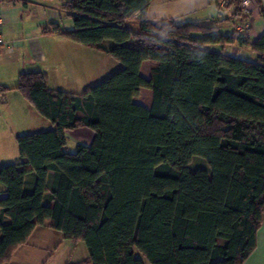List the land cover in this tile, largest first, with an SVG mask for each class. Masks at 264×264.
I'll return each mask as SVG.
<instances>
[{
  "label": "trees",
  "instance_id": "obj_1",
  "mask_svg": "<svg viewBox=\"0 0 264 264\" xmlns=\"http://www.w3.org/2000/svg\"><path fill=\"white\" fill-rule=\"evenodd\" d=\"M151 1L64 0L74 30L43 29L121 67L83 94L50 88L42 70L20 75L16 89L55 128L17 136L26 161L0 166V264L44 224L86 245L88 258L68 264H243L255 251L264 33L252 41L250 27L238 30L236 20L251 15L242 0L218 5L236 19L226 35L213 23L151 18ZM235 43L256 59L227 53ZM80 128L92 140L70 152L67 133ZM194 156L207 168L191 170Z\"/></svg>",
  "mask_w": 264,
  "mask_h": 264
},
{
  "label": "crops",
  "instance_id": "obj_2",
  "mask_svg": "<svg viewBox=\"0 0 264 264\" xmlns=\"http://www.w3.org/2000/svg\"><path fill=\"white\" fill-rule=\"evenodd\" d=\"M221 1L152 0L148 14L156 19L217 24L216 32L226 35L235 29V17L229 19L232 8L222 6L221 9L219 7ZM250 1L249 18L244 21L235 20L237 25L242 23L249 25V37L255 41L264 33V16L261 13L264 0ZM63 2L64 0H2L0 3L5 39L15 44L13 53L0 52V85L11 88L0 94V118L2 119H0V166L26 161L20 155L17 141V136L22 134L14 128L27 127L31 130L37 129L42 124L40 121L42 116L16 89L23 72L42 70L47 74L50 88L75 94L87 91L101 82L104 75H109L107 67L114 60L110 55L72 41L58 33L47 34L43 31L44 28L56 22L60 23L65 31L74 30L72 18L66 17L63 12ZM209 47L216 51L222 49L219 45ZM225 51L235 57L256 59V55L248 46L238 43L227 45ZM17 113L22 114V117H17ZM2 128H7L10 132L4 133ZM54 128L55 126L51 124L50 129ZM71 132L73 131L67 133L68 138ZM85 132L90 134L89 131ZM91 140H80L76 145L80 143L88 145ZM68 151L74 152V150ZM27 178L31 181L33 174H29ZM52 182L53 173H50L48 189L51 188ZM0 195L6 196L3 186L0 187ZM48 197L49 191L45 195V202ZM88 255L83 242L66 239L62 231L44 224L37 226L28 242L16 249L8 264H68L83 261L88 258ZM243 264H264V215L262 226L258 231L257 247Z\"/></svg>",
  "mask_w": 264,
  "mask_h": 264
},
{
  "label": "rangeland",
  "instance_id": "obj_3",
  "mask_svg": "<svg viewBox=\"0 0 264 264\" xmlns=\"http://www.w3.org/2000/svg\"><path fill=\"white\" fill-rule=\"evenodd\" d=\"M134 23L136 22H132V26H134ZM114 59V58H113ZM121 67V63L116 61L115 59L112 61V63L107 67L108 71L109 72L108 74L111 75L112 73L118 71ZM106 68V67H104ZM106 70H104L105 72ZM104 74H107V73H104ZM109 75H104V79L106 77H108ZM103 80V79H102ZM84 92L80 93V94H83ZM1 107V106H0ZM17 117L20 116L22 117L21 115L22 114H16ZM1 119V118H0ZM2 120V119H1ZM41 125H39L40 127H37V129H29L27 127H21L22 129H19V128H14L15 130L17 129L19 132L20 131V134H26V133H31V132H37V131H46V130H50V127H51V124L52 122L44 117L41 118ZM3 129V132L6 133V132H10L9 129L7 128H2ZM33 130V131H32ZM85 131H89L90 134H88L87 132ZM87 133V134H86ZM93 137V133L87 129V128H80V129H76V130H73V132H71L70 134V137L68 138L69 141H68V150H76L77 148V142L80 141V140H87V141H90ZM208 166V163H207V160L201 156H194L189 167L191 170H195V169H198V168H202V167H205L207 168ZM1 187V185H0ZM136 254L138 256H141V254L136 251Z\"/></svg>",
  "mask_w": 264,
  "mask_h": 264
},
{
  "label": "built area",
  "instance_id": "obj_4",
  "mask_svg": "<svg viewBox=\"0 0 264 264\" xmlns=\"http://www.w3.org/2000/svg\"><path fill=\"white\" fill-rule=\"evenodd\" d=\"M2 0H0L1 3ZM242 6L245 9L246 12H249L251 9V1L250 0H242ZM249 25L247 23H242L238 25V30L241 32H246V28H248ZM6 52V53H13L15 51V44L9 43L6 41L4 36V23L2 18V12L0 8V52Z\"/></svg>",
  "mask_w": 264,
  "mask_h": 264
}]
</instances>
